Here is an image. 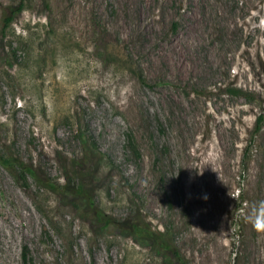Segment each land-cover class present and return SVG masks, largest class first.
<instances>
[{"label":"rangeland","instance_id":"1","mask_svg":"<svg viewBox=\"0 0 264 264\" xmlns=\"http://www.w3.org/2000/svg\"><path fill=\"white\" fill-rule=\"evenodd\" d=\"M263 103L264 0H0V264H264Z\"/></svg>","mask_w":264,"mask_h":264},{"label":"trees","instance_id":"2","mask_svg":"<svg viewBox=\"0 0 264 264\" xmlns=\"http://www.w3.org/2000/svg\"><path fill=\"white\" fill-rule=\"evenodd\" d=\"M22 10H23L22 4H19L18 7L14 10L11 8L9 9L8 14L3 18V31L12 22L13 16ZM140 81L144 82V80L141 78H140ZM237 91L240 92V90H237ZM230 92L235 94V91L234 92L230 91ZM241 94L245 95L246 97H252L254 95L253 93H251V94L241 93ZM235 95H237V94H235ZM263 125H264V109L262 110V107L259 106V111H258L257 115L254 117L253 126H252V129L249 131L250 132L249 134L251 136L258 134L261 131V129L263 128ZM82 141H83V143H85V144L87 143L88 145H90V143L87 141L86 138L83 139ZM92 151H93V149H92ZM247 151H248V148L245 147L244 152L242 154L243 160H244V157H246ZM93 153H95V151H93ZM247 159H249V158L247 157L246 160ZM12 166H14L16 168L18 167L22 174L30 175L31 178L36 179L34 177L32 170H29V169L26 170L24 166L19 165L18 163H14V161H13ZM47 187L51 191L56 190L55 187H53V185H51V184H49ZM73 188L75 189V193H77L78 195H84L85 194V188H84V185L81 183V180H77L76 183L74 184ZM238 198H239L238 200H239L240 207H243L244 205H246L242 195H240ZM103 217L104 216L100 215V219L104 220ZM140 232L145 233V235L149 238H150V236H153V234H151L147 230H145V231L141 230ZM166 236H168V233H166V232H163L162 234L159 235V237L157 239V247H158V249H161L165 252H168L170 250V246H169V243L167 242L168 240H167ZM173 256L175 257L178 264H186V262L184 261V258L178 252H174ZM23 259H24L25 263H26V261H28L27 260V254H26L25 250H23Z\"/></svg>","mask_w":264,"mask_h":264},{"label":"bare ground","instance_id":"3","mask_svg":"<svg viewBox=\"0 0 264 264\" xmlns=\"http://www.w3.org/2000/svg\"><path fill=\"white\" fill-rule=\"evenodd\" d=\"M183 43V42H182ZM175 47H176V45H174ZM170 51V50H169ZM177 53V52H176ZM163 54V53H162ZM168 54V53H167ZM163 57V56H162ZM165 57V56H164ZM161 58V57H160ZM162 59V58H161ZM166 61V60H165ZM170 61V60H169ZM182 62V61H181ZM175 64H177V63H175Z\"/></svg>","mask_w":264,"mask_h":264}]
</instances>
